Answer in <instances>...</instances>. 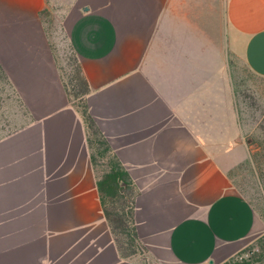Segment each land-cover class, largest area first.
Instances as JSON below:
<instances>
[{"label": "crops", "instance_id": "crops-1", "mask_svg": "<svg viewBox=\"0 0 264 264\" xmlns=\"http://www.w3.org/2000/svg\"><path fill=\"white\" fill-rule=\"evenodd\" d=\"M46 7L0 0V64L27 119L0 137V264L237 260L264 235L230 176L251 156L239 66L264 79V0H72L61 17L90 112L140 191L132 258L105 216Z\"/></svg>", "mask_w": 264, "mask_h": 264}, {"label": "rangeland", "instance_id": "rangeland-1", "mask_svg": "<svg viewBox=\"0 0 264 264\" xmlns=\"http://www.w3.org/2000/svg\"><path fill=\"white\" fill-rule=\"evenodd\" d=\"M71 3L72 0H48L47 9L50 10V14L46 18L57 59L65 67H70V63H73L74 53L65 42L59 27L61 17ZM239 94L240 117L251 152L249 159H252V162L248 163V160L235 167L230 171V176L232 182L254 202L264 217V79L256 74L252 75L240 65ZM24 106L21 97H18L9 82L0 76V137L27 121ZM262 254L264 235L243 251L236 261L262 264L264 263Z\"/></svg>", "mask_w": 264, "mask_h": 264}, {"label": "trees", "instance_id": "trees-1", "mask_svg": "<svg viewBox=\"0 0 264 264\" xmlns=\"http://www.w3.org/2000/svg\"><path fill=\"white\" fill-rule=\"evenodd\" d=\"M47 8L42 12L45 18L50 14ZM52 45L54 47L53 43ZM70 67L66 78V88L73 105L80 110L88 127V144L92 151V162L100 174L98 187L104 213L121 256L132 258L144 253L136 223L137 197L140 191L90 112L86 95L91 92V86L76 55H73V63H70ZM0 74L2 79L10 82L1 64ZM251 162L252 159H249L248 163ZM262 256L264 257V254ZM228 264L246 263L233 260Z\"/></svg>", "mask_w": 264, "mask_h": 264}]
</instances>
